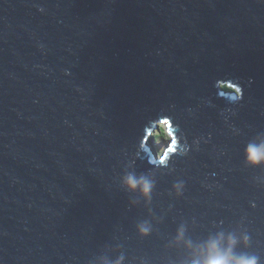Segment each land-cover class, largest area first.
<instances>
[{
	"label": "water",
	"instance_id": "obj_1",
	"mask_svg": "<svg viewBox=\"0 0 264 264\" xmlns=\"http://www.w3.org/2000/svg\"><path fill=\"white\" fill-rule=\"evenodd\" d=\"M159 115L190 145L168 168L138 151ZM253 139L261 0H0V264H191L219 234L264 264ZM130 173L153 181L150 199Z\"/></svg>",
	"mask_w": 264,
	"mask_h": 264
},
{
	"label": "clouds",
	"instance_id": "obj_2",
	"mask_svg": "<svg viewBox=\"0 0 264 264\" xmlns=\"http://www.w3.org/2000/svg\"><path fill=\"white\" fill-rule=\"evenodd\" d=\"M264 2V0H261ZM43 11V8L39 9ZM230 102L242 99V87L234 83L231 88ZM151 140V143L149 141ZM183 140V142H181ZM194 143L198 144L199 141ZM190 150L186 138L179 125H173L170 117L159 115L156 119L148 121L144 126L143 132L138 144V151L147 157L148 163L154 167L168 168L169 162L174 155L184 156ZM244 162L249 167L264 168V139L250 140L244 148ZM123 183L130 190L139 189L141 195L150 199L154 183L147 176L136 177L134 174H128ZM185 184L178 180L172 185V192L175 196L180 197L184 192ZM254 206V205H253ZM138 233L147 236L150 233L146 225L138 226ZM182 235V232H181ZM224 236L219 234L216 238L211 239L203 247L202 255L193 259L191 264H259V258L255 255L240 254L234 252L237 239L229 235L226 246H224ZM245 246L249 243V237H243ZM115 264H123V257H120Z\"/></svg>",
	"mask_w": 264,
	"mask_h": 264
},
{
	"label": "trees",
	"instance_id": "obj_3",
	"mask_svg": "<svg viewBox=\"0 0 264 264\" xmlns=\"http://www.w3.org/2000/svg\"><path fill=\"white\" fill-rule=\"evenodd\" d=\"M226 89H229L228 87H225Z\"/></svg>",
	"mask_w": 264,
	"mask_h": 264
}]
</instances>
